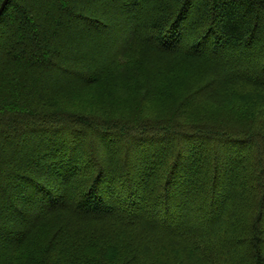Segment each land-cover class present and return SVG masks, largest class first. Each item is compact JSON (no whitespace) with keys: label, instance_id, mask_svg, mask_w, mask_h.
<instances>
[{"label":"trees","instance_id":"trees-1","mask_svg":"<svg viewBox=\"0 0 264 264\" xmlns=\"http://www.w3.org/2000/svg\"><path fill=\"white\" fill-rule=\"evenodd\" d=\"M81 29L130 38L105 53ZM134 58L160 66L149 81L196 80L177 107L184 119L145 115L166 93L141 97L125 66ZM101 89L105 119L54 105ZM0 264H264V0H8Z\"/></svg>","mask_w":264,"mask_h":264},{"label":"rangeland","instance_id":"rangeland-1","mask_svg":"<svg viewBox=\"0 0 264 264\" xmlns=\"http://www.w3.org/2000/svg\"><path fill=\"white\" fill-rule=\"evenodd\" d=\"M108 30L109 29H106V30L104 29L102 32H107ZM79 32L80 33H79L78 36H80L81 38L85 37L86 34H90V32L88 33V31H85V30H82V29ZM90 35H93V36L96 37V39H97V44L96 45L99 48H101V47H102V49L105 48L106 49L105 53L109 52V48H106L105 45H107L109 43H115L117 40L118 41L119 40L124 41L125 39L127 40L128 38H130V36H125V38H123L121 36L117 40H113L115 38H111V36H103V37H101V36H98V35L96 36V35H94L92 33ZM66 39H68V37L67 38L64 37V39H62V41L63 40L66 41ZM64 51L67 52V49H65ZM133 60L128 61L125 64V66L127 68V73L128 74H130L133 77L134 76H138L141 79L140 81H141L142 84L139 87L134 86L136 88H141L142 89L141 97L148 96L150 93H148V94H146V93H147V91L149 92V90H151V93L153 94L155 92L154 90H156L157 88L162 92V94H163L164 91L166 93V94H164L165 97L163 99H160L159 102L157 101V103L148 104L147 111H150V112L146 113L145 115H147V116H151L152 115V116H154V117H156L158 119V120L157 119H152V120H157V121H159L160 120L159 118H162V117H163L164 121H167L168 119L173 118V117L175 118L176 116L177 117L174 120H177V118H180L177 121L184 119V117L180 114V110H178L177 107H178V105L181 102H183L182 98H183L184 92L187 91V90L189 91V90H191L193 88L195 89V87L197 86L196 80H194V83L196 84V86L194 84H191V83L187 84L185 82H182L178 86L174 82V80L180 83L179 78L178 79H176V77L171 78L170 76H168V77L164 78L163 80H161V83H156L157 79L153 80V81L152 80L149 81L148 79L151 78L152 73H156V71H158L160 69V66L156 64L157 62L151 61V60H147V61L146 60L145 61L141 60V62H140V61H137L135 58ZM227 64L229 66L233 65V63L231 62L230 59L227 61ZM239 66L242 67L243 65L240 64ZM135 70L137 72L136 74H134ZM139 74H140V76H139ZM165 75L166 74H164V76ZM66 77H67L66 75H63L61 77V79L59 80V82L60 83L67 82L68 80H66ZM182 78L190 79L189 76L186 75V74H184L182 76ZM198 80H199V78H198ZM165 87H167V88H165ZM38 89L42 90V88H40V87ZM192 91H194V90H192ZM192 91H189V92H192ZM42 93L44 95L47 92H42ZM93 94H95V95H92V94L89 95V93L88 94H84V95H78V98H76V100L73 102V104H71L70 106H67V107L64 105V100H66L65 98H63L64 100H55V102H54L55 104L54 105L55 106H59L61 109L62 108L66 109V110H68V112H70L72 114L73 113H79V114L81 113V114H86V115H90V116L96 117L97 119H101V120L105 119L107 117V115H106L107 113H103V111L105 112V110L102 109V108H105V102L104 101L103 102L100 101V99L102 97H104V95L106 93H105L104 90L101 89L100 92H96L95 91V92H93ZM139 97H140V95L137 97V99ZM154 105H156L155 108L153 107ZM175 111H176V113H175ZM181 112L184 113L183 112V108H181ZM184 114H186V113H184ZM111 115H112V117L113 116L115 117L116 115L123 116V114H121L119 112H112ZM160 116H162V117H160ZM192 117H197V115L194 113L192 115ZM137 120L141 122V121H143V117H141V116L137 117ZM195 120L196 119H194V118H192V119L188 118L186 121L194 123ZM153 122H155V121H153ZM113 143H114V140H111V143L109 142L108 145L111 146ZM219 146H220L219 148L223 149V150H221L223 156L227 155V160L228 159L230 160L228 155L232 156L234 151H231V149L226 147L227 145H225V144L221 145V143H220ZM148 151H150L149 153L152 152V150H148ZM229 151L231 153H228ZM241 151H243V150H241V148L238 149L235 152L236 153L235 157H239V153H241ZM142 154L144 155V153H142ZM84 162H86V160H84ZM190 163L191 164L193 163L192 160H191ZM229 169H231V167H228V171H229ZM223 175L224 176L221 175V177L223 178L221 185L225 184V188H226L227 192L229 191V189L227 190V188H231L232 191H234L235 189L233 190V186H232V183H233L232 180L234 178L233 175H230V174H227V173L223 174ZM242 178H241V180H240V178L237 179L239 183L243 182L242 180H244V179H242ZM245 180L247 181V178H245ZM109 185L110 184H108V183L106 184L105 183L104 189H107V186H108V189H109L110 188ZM111 185L115 186V184H111ZM229 185H230V187H229ZM237 187H241V186H236L235 188L237 189ZM231 189H230V192L228 193V195L233 193V192H231ZM107 191L102 190L103 196L108 201H112L113 198L111 196H109V194H107L108 193ZM192 197H194V196H192ZM228 197H230V196H228ZM138 203H140V202H138ZM234 203H236L235 200L233 202H229L228 204L227 203L222 204L223 205L222 206V210L224 211L226 209V210L230 211L235 206ZM4 205L6 206V204H3L1 206L4 207ZM219 207H220V205H219ZM148 209H149V205H148V207H146V205L144 206V203H142V204H140V207L137 209V213L141 214L142 211H145V210H148ZM220 209H221V207H220ZM220 209H218V210L216 209V212L218 214L217 218L220 216L219 220H225V219L227 220V218H228L227 216H226V218H224V216L222 217L221 212H219ZM174 224L175 225H173V227H177V228L181 227V226H177L176 223H174ZM195 226H196L195 224H187V225L183 226V228L187 232L197 233V229H199V228H196ZM230 250H231V247H229V246L227 248H223V251H226V252L227 251L230 252Z\"/></svg>","mask_w":264,"mask_h":264},{"label":"water","instance_id":"water-1","mask_svg":"<svg viewBox=\"0 0 264 264\" xmlns=\"http://www.w3.org/2000/svg\"><path fill=\"white\" fill-rule=\"evenodd\" d=\"M7 1H8V0H4V2L2 3L1 8H0V13H1V11L3 10V8L5 7Z\"/></svg>","mask_w":264,"mask_h":264}]
</instances>
